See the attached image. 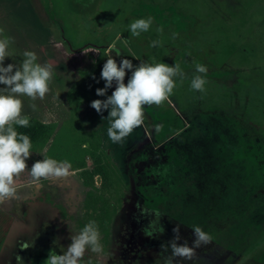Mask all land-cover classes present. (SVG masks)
<instances>
[{"label":"rangeland","instance_id":"rangeland-1","mask_svg":"<svg viewBox=\"0 0 264 264\" xmlns=\"http://www.w3.org/2000/svg\"><path fill=\"white\" fill-rule=\"evenodd\" d=\"M149 16L154 18L149 31L132 36L130 23ZM159 27L162 33L157 32ZM0 28L14 41L9 49L14 56L6 58L5 66L19 64L25 51H33L39 63L54 68L50 91L43 99L20 97L23 114L50 135L48 140L32 142L28 169L50 148L51 154L56 147L74 151L76 145L85 144L88 120L98 115L90 104L104 99L96 89L105 86L101 71L110 58L107 48L116 41L134 65L178 63L186 75L182 84L176 78L177 87L167 100L180 116L179 125L186 127V139H174L157 151L153 149L157 144L149 148L141 163L144 192H152L150 186L157 193L170 189L161 197L170 198L174 212L191 198L184 206L187 225L200 226L212 240L220 218L236 216L227 198L236 205L243 198V212L264 198V0H0ZM63 39L78 53L71 54ZM154 40L161 45L152 47ZM196 63L208 68L203 93L190 87ZM231 110L242 114L237 117L242 123ZM168 117L172 120V115ZM245 119L260 127L255 136L245 130ZM240 126L243 130L238 131ZM171 129L167 126L161 134ZM138 130L132 133L137 136ZM74 131L82 137L79 142H74ZM74 166L71 169L78 168ZM87 166L91 170L86 173H93V164ZM198 168L199 188L187 190L184 183L190 176L198 179ZM165 169L174 180H167L165 188L156 187ZM41 180L26 170L16 179V196L0 203V264H16L17 257L22 258L27 198L40 195ZM95 188L103 198L110 195L102 187ZM255 258L264 263V243L230 264H248ZM97 259L100 264H130L134 257L113 259L98 253Z\"/></svg>","mask_w":264,"mask_h":264},{"label":"flooded vegetation","instance_id":"flooded-vegetation-1","mask_svg":"<svg viewBox=\"0 0 264 264\" xmlns=\"http://www.w3.org/2000/svg\"><path fill=\"white\" fill-rule=\"evenodd\" d=\"M63 42L71 54L78 53L67 40L63 39ZM115 47L121 51L120 60L128 58L124 50L119 46ZM108 49L109 46L107 55L116 59L115 54ZM130 76L131 72L128 71L125 83ZM114 88L115 86L107 92L104 99L112 94ZM167 103L165 101L160 106H145L144 123L135 128L139 129V135H134L135 131L123 142L113 143L109 139V121L98 114L91 115L88 120L91 126L88 131L83 132L85 144L79 146L78 142L82 137L74 131V142L78 141L74 151L71 147H56L51 154L52 148L44 152L42 160H64L78 168H70L66 177L43 178L39 185L40 195L30 194L27 198L28 226L25 243L28 247L22 253L23 264H43L51 249L57 254H63L71 243L72 236L79 235L90 221H95L98 226L102 245L99 254H103L105 258L123 259L133 256L134 260L130 264H163L165 256L171 255V249L169 247L164 251L161 245L169 244L174 237L173 228L177 225L180 226V243L187 242L191 246V236L194 234L190 225H187L189 216L186 210L173 211L171 216H166L159 209L160 198L156 189L152 193H145L141 179L142 157L149 148L157 144L153 149L161 150L165 144L176 140L185 132L183 123L179 125L174 121L175 117L174 120L173 116L172 120L168 117L170 113L167 109L170 108L165 105ZM103 116H108L107 110ZM157 125L161 126L159 131L156 130ZM167 126L180 128L173 134L166 132L162 135V130ZM166 134L169 136L166 137ZM45 138L48 140L50 135L47 133ZM70 154L74 156H66L64 159L58 156ZM92 164L93 173H86L91 170L87 165ZM95 187L108 191V198H103ZM214 244L211 240L209 244L197 248L195 253L211 264H223L221 252ZM97 254L89 248L81 264H100L97 262ZM20 261L16 264H21ZM173 261L174 264H180L181 259L174 257ZM183 263L190 262L186 260ZM225 264H230V260Z\"/></svg>","mask_w":264,"mask_h":264},{"label":"clouds","instance_id":"clouds-1","mask_svg":"<svg viewBox=\"0 0 264 264\" xmlns=\"http://www.w3.org/2000/svg\"><path fill=\"white\" fill-rule=\"evenodd\" d=\"M154 18H139L129 25V30L134 37L149 31ZM158 33L163 28H157ZM178 34H173V38ZM119 39V37L117 38ZM14 43L12 37L4 35L0 28V203L16 196V179L26 170L36 179H48L66 177L69 174L71 164L67 161L58 162L55 159L45 158L36 161L31 169H28L26 161L31 155L32 142L26 134L16 130L14 125L29 127L30 119L23 114L24 103L20 97L27 96L35 101L43 99L50 91V84L54 77V68L51 63H39L38 56L33 51H25L24 59L19 63H8L6 58H12L14 52L10 46ZM123 43L127 46L128 41ZM116 41L110 46L109 51L115 49ZM161 45L160 40H154L152 47ZM117 52V56H119ZM131 76L125 83L127 72ZM196 75L191 80L190 87L203 93L207 84L206 75L208 68L205 65L195 64ZM182 84L186 75L178 63L169 66L166 63H145L134 65L132 60L121 58L120 62L114 58H108L103 64L101 79L105 82L103 88L96 89V95L106 96L108 89L114 91L106 99L93 100L90 106L101 115L102 119L109 121L107 135L113 143H120L128 137L135 128L144 123V107L160 106L173 94L177 87V79ZM95 79V77H93ZM99 82V81H97ZM35 109V104L31 105ZM108 116H103L104 111ZM160 125L156 126L159 131ZM174 237L167 246L161 245L162 250L167 251L170 247L171 255L165 259V264H174V257L192 260L195 250L201 245L211 242L212 236L205 232L200 226L193 227L195 239L192 245L187 242L180 243V226L173 228ZM100 232L95 221H90L84 226L79 235L72 236L71 243L63 254H57L53 249L48 253L43 264H81L86 251L90 248L92 252L100 253ZM55 243V241H53ZM28 245H22L26 250ZM21 257H17L19 262Z\"/></svg>","mask_w":264,"mask_h":264},{"label":"trees","instance_id":"trees-1","mask_svg":"<svg viewBox=\"0 0 264 264\" xmlns=\"http://www.w3.org/2000/svg\"><path fill=\"white\" fill-rule=\"evenodd\" d=\"M167 106L169 107V105ZM169 108L171 110L170 109H167V110H169L170 115L175 117L176 122L178 121L179 123L180 116L177 115V112L173 110V108L171 107ZM231 113L234 115V112L232 110H231ZM238 116L242 118V114L234 115V118H236L239 121V118H237ZM245 121L247 122L245 123ZM245 121L243 122L246 125L244 126L245 130L246 131L250 130L249 132L250 133L253 132L254 134L253 136H255L256 135L255 133L258 132L260 127L256 124H247L248 123L247 119H245ZM14 127L16 128L18 132L28 135L30 137L31 142H34L36 140H40L46 137L44 127L40 124H35L31 121H30L29 127L25 128V127H20L18 125H14ZM179 128L180 127L172 128L167 133L173 134L177 132ZM237 130L241 131L243 130V128L240 126V127H237ZM166 135H167L166 137L169 136V134H166ZM186 135H187V132L180 134L177 137L176 141H179V142L184 141L186 139ZM163 172H165V174L160 177L161 180H159L156 187L161 186L165 188L166 186L165 183L167 182V180L173 179V176L172 177L169 176L168 170L166 171L165 169ZM195 172L200 174L198 179L197 178L192 179L191 178L192 176H190V178H188L189 181H186L184 183L187 187V190H189L190 188V191H193V192L195 191V188L196 190L199 188L198 185H200V180L202 178L201 172L199 173V168L195 169ZM177 185L179 186L178 187L179 189L180 184H177ZM149 189L150 190L152 189L153 191L154 186H150ZM169 190L170 189L165 188L164 192L158 193L159 198H160L159 209L162 210L166 216H171L170 214L173 213L174 206H172V201L170 200V198H162L161 196L167 195L169 193ZM190 199L191 198H188L186 202L182 201V205L180 204L181 206L176 211H184V206ZM227 201L229 203V207H231V205L233 206L232 209L234 210V212H236L235 213L236 218L234 216H232L233 218L232 217H228V218L221 217L222 219L220 218L221 223L218 226L217 237H215V239L212 240V242L215 243L214 246H216V248H218V250H220L221 252V255H222L221 260L223 264H225V262L229 260L230 262H232L237 257L248 256L254 250H257V248L262 243H264V198L258 200L253 205L252 209L250 208L249 210L245 212H243V209H240L241 207L240 205L243 202V198L240 203L236 202L239 205H236L234 203L232 204L229 198H227ZM238 206H239V209H238ZM239 212L241 213L240 216H238ZM193 236L194 235L191 236V245H192L193 240L195 239V237ZM167 257L169 256L166 255L165 259ZM180 259H181L180 264H187V263H183V261H186V259L181 258V257ZM189 262H190L189 264H211L208 260H206L205 258L197 254H195L194 258L192 260H189ZM163 264H165V260L163 261ZM248 264H259V263H258V260L255 258V259H251Z\"/></svg>","mask_w":264,"mask_h":264},{"label":"water","instance_id":"water-1","mask_svg":"<svg viewBox=\"0 0 264 264\" xmlns=\"http://www.w3.org/2000/svg\"><path fill=\"white\" fill-rule=\"evenodd\" d=\"M109 49H110V47H109ZM110 52H113L115 54V58L117 60V63H119L120 62V55L117 56V52H119V54H121V51L118 48L115 47V49L111 50Z\"/></svg>","mask_w":264,"mask_h":264}]
</instances>
